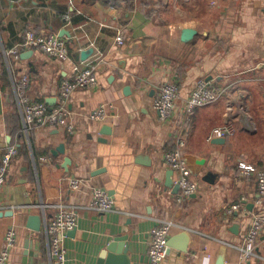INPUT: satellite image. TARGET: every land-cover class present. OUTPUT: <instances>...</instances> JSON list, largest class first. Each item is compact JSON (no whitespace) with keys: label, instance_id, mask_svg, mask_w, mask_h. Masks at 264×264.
Listing matches in <instances>:
<instances>
[{"label":"crops","instance_id":"0c3cea01","mask_svg":"<svg viewBox=\"0 0 264 264\" xmlns=\"http://www.w3.org/2000/svg\"><path fill=\"white\" fill-rule=\"evenodd\" d=\"M183 28L196 32L188 42L180 39ZM27 30L68 31L69 58L26 49L14 61L8 52ZM118 31L123 46L115 43ZM89 49L86 61L96 62L98 85L71 94L74 133L50 126L25 132L18 80L26 75L29 99L52 109L60 83ZM199 79L211 81L220 97L194 109L183 125L184 103ZM166 82H175L180 93L172 117L162 121L152 101ZM100 105L107 107L105 120H91ZM225 124L234 134L221 143L209 140ZM181 129L198 189L178 204L163 156ZM59 144L64 154L55 157ZM11 145L17 155L0 189V248L8 230L16 238L8 264H22L23 251L30 264H57L45 228L60 205L77 213L76 231L64 240L67 264H96L120 235L129 236L132 264H150V231L168 220L175 224L174 244H182L183 233L188 239L184 252L170 249L162 264H216L223 247V264H264V226L254 254L241 258L244 235L253 214L264 213V201L256 204L255 175L243 176L238 167L264 170V0H0V158ZM70 178L83 181L78 190L70 189ZM94 187L108 192L114 211L88 208ZM29 215L40 217L39 233L27 229Z\"/></svg>","mask_w":264,"mask_h":264},{"label":"built area","instance_id":"2783aa9c","mask_svg":"<svg viewBox=\"0 0 264 264\" xmlns=\"http://www.w3.org/2000/svg\"><path fill=\"white\" fill-rule=\"evenodd\" d=\"M117 46H123L124 33L118 31L115 37ZM37 49L50 58L65 61L69 58V48L67 38L60 37L58 34H37L33 30H27L23 42H20L8 54L14 61L19 60L22 50ZM95 61L76 62L72 66V76L64 79L59 85L57 104L49 109L45 102L31 101L26 94L29 86V79L26 75L22 76L17 83V100L22 115L23 130L29 132L36 127H59L66 133H74V124L70 120L67 109L70 96L74 91L84 88H94L98 85L95 70ZM179 87L175 82L162 84L157 95L152 101V108L158 114L160 120L164 121L172 117L176 103L179 99ZM220 91L216 89L211 81L199 79L189 98L183 106V125L187 122L194 109L208 105L220 97ZM106 105H100L88 116L93 121H103L107 116ZM184 127V126H183ZM235 132L231 124H225L214 128L209 140L213 138H225L232 136ZM175 147L166 151L163 156L165 165L174 173V183L178 186L176 201L182 204L185 199L197 192V184L192 180L190 170L184 159V148L186 145L181 129L175 137ZM17 155V148L9 146L0 158V189L4 186L7 172L11 161ZM240 174L243 176L255 175L258 198L257 205L264 201V170H256L251 165L240 162ZM71 190H78L82 185V180L77 178L68 179ZM238 205L232 207L236 209ZM115 203L108 192L99 187L91 190V200L88 208L97 212L114 211ZM229 211V213L232 212ZM172 220L163 221L162 224L153 227L150 231L147 256L150 264H162L168 255L167 241L174 226ZM77 213L72 208L60 205L55 214L46 223L45 233L48 239L49 252L55 258L57 264H67L66 247L64 244L67 232L76 228ZM264 226V213L253 214L250 225L244 235L242 246L240 247L241 258L248 260L255 251L256 243L261 229ZM15 231L10 229L5 235L4 242L0 248V264H8L10 250L15 246Z\"/></svg>","mask_w":264,"mask_h":264},{"label":"water","instance_id":"95a60500","mask_svg":"<svg viewBox=\"0 0 264 264\" xmlns=\"http://www.w3.org/2000/svg\"><path fill=\"white\" fill-rule=\"evenodd\" d=\"M8 2H17L20 0H7ZM195 30L189 29V28H183L181 30V41L182 42H188L190 41L193 36L195 35ZM60 37H65L68 40H71V34L68 31H61L58 34ZM92 49H89L87 51H84L81 53V59L82 61L87 60L88 57L91 55ZM30 53H24L21 55L22 59L28 58L27 56ZM32 54V51H31ZM32 66V64H30ZM223 138L215 139L214 142L221 143L223 142ZM58 153L64 154V144H59L54 150H52L53 156H57ZM68 158L64 159V164L62 165L63 168H66V164L68 162ZM172 173L169 172V175ZM168 181H170V178H167ZM169 186H171V181L169 182ZM175 188H178L176 185ZM3 214L0 213V216ZM25 225L27 229L31 231L32 234L34 233H39L41 231V219L38 215H29L26 218ZM76 231V228L72 229L71 231L67 232V236H73ZM180 238L184 239L182 244L179 246L174 244L176 237L175 238H169L167 241V246H168V252L170 249L174 248L179 251L184 252L185 251V244L187 242V235L183 233ZM26 245V243H25ZM176 245V246H175ZM27 246V247H26ZM24 249L28 248L30 245H26ZM224 247L220 250L219 256L217 258L216 264H223L224 261ZM31 253V252H30ZM26 251H23V258H22V264H30L28 262H32L31 260H28L26 258ZM30 256L32 254H29ZM37 261L31 263V264H36ZM96 264H132L131 257H130V242H129V236L128 235H120L114 237L107 245L106 247L101 251V253L98 256V259L96 261Z\"/></svg>","mask_w":264,"mask_h":264},{"label":"clouds","instance_id":"9594fccd","mask_svg":"<svg viewBox=\"0 0 264 264\" xmlns=\"http://www.w3.org/2000/svg\"><path fill=\"white\" fill-rule=\"evenodd\" d=\"M205 264H207V261H205Z\"/></svg>","mask_w":264,"mask_h":264}]
</instances>
